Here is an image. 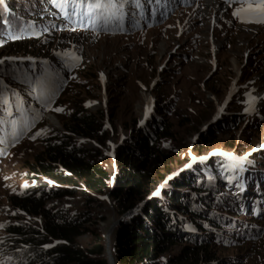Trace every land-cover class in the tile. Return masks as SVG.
Returning a JSON list of instances; mask_svg holds the SVG:
<instances>
[{
	"label": "rangeland",
	"instance_id": "1",
	"mask_svg": "<svg viewBox=\"0 0 264 264\" xmlns=\"http://www.w3.org/2000/svg\"><path fill=\"white\" fill-rule=\"evenodd\" d=\"M144 1L145 7L126 2V19L122 11L110 10L119 20L101 21L95 28L88 17L74 16L79 24L84 21L81 28L65 25L60 10H47L46 1L33 0L38 20L32 30L27 27L29 39L0 47V58H32L17 60L23 64L15 69L16 85L7 89L14 98L8 102L11 116L0 103V224L42 226L41 218L13 209L9 198L27 188L55 186L46 178L34 179L30 165L45 140L64 134L63 125L83 108L98 117L103 131L100 140H74L110 174L117 171L119 148L155 134L161 159L150 166L156 181L149 185L150 198L161 197L187 175L202 186L212 181L217 188L212 194L227 197L230 211L222 214L229 220H222L221 232L211 231L221 239L205 243L207 260L198 255L197 264H264V148H258L264 145V25L234 19L237 5L229 7L224 0H166L165 6V0ZM69 51L79 63L69 66L62 58ZM42 91L54 95L48 110ZM250 96L257 98L254 110L245 111ZM57 107L62 111L51 110ZM180 190L188 196L193 192L185 184ZM91 197L78 191L47 205L87 221L77 246L89 249L100 235L112 254L117 227L112 225L121 217L107 194ZM143 207L136 205L127 217ZM190 229L187 223L184 230ZM3 236L2 227L0 243ZM189 246L197 250L179 243L163 258ZM0 260L12 264L1 250Z\"/></svg>",
	"mask_w": 264,
	"mask_h": 264
},
{
	"label": "trees",
	"instance_id": "2",
	"mask_svg": "<svg viewBox=\"0 0 264 264\" xmlns=\"http://www.w3.org/2000/svg\"><path fill=\"white\" fill-rule=\"evenodd\" d=\"M44 1L43 5L49 7L47 10L58 9ZM34 2L5 0L0 5V47L19 37L28 38L30 32L27 27L32 30L34 27L31 24H37ZM61 18L67 26L69 23L86 27L84 21L79 24L80 20H75L74 16L63 15ZM22 64L17 60L6 61L3 70H0V79L8 85V89L16 85L15 69ZM8 91L5 97L11 102L14 98ZM98 116L103 117L102 113ZM63 128L64 134L56 133L55 137L45 140L44 150L30 165L34 179L43 177L55 186L43 184L27 188L9 198L13 209L41 218L42 226L37 228L21 222L6 224L0 243L1 254L5 258L12 264H110L100 235L96 236L89 249L77 246V239L88 231L84 226L86 220L47 205L51 200L71 197L81 191L87 200L91 196L107 194L116 205L119 217L136 205L144 204L140 212L124 218L114 231L112 255L115 264H197L198 255L207 260L205 243L209 239H221L218 233L211 231L221 232L222 220H229L223 217L222 211H230L225 195L212 194L216 187L211 180L207 186H202L193 176L187 175L184 180H175L161 197L150 198L149 185L156 182L150 166H156L161 159L155 134L146 133L134 146L119 148L117 171L110 174L89 156L91 151L74 140L75 137L100 140L99 131L103 130L96 115L80 108ZM196 169L202 171L201 167ZM182 184L193 191L192 195L188 196L186 191L180 190ZM223 188L226 189L225 186ZM212 195L214 197H210ZM213 205L219 209L215 211ZM187 223H191L192 230H184ZM179 243L197 245V250H191L189 246L179 255L163 258ZM189 248L191 252H188Z\"/></svg>",
	"mask_w": 264,
	"mask_h": 264
},
{
	"label": "snow or ice",
	"instance_id": "3",
	"mask_svg": "<svg viewBox=\"0 0 264 264\" xmlns=\"http://www.w3.org/2000/svg\"><path fill=\"white\" fill-rule=\"evenodd\" d=\"M5 0H0V5H3ZM52 5L60 10V12L71 18L72 16H80L81 19L84 17H88L90 19L91 25L93 28L97 26L101 21L106 25L109 20H119V17L116 16L115 12H112L109 15L110 10H122L124 4L128 2V0H50ZM136 3H139V0H136ZM224 3L228 4L229 7L233 5H237L232 10V17L234 19L239 20L244 24H260L264 25V0H224ZM83 9L82 11H78V9ZM62 55V58H65L67 61H70L72 64H77L80 61V57L75 54V52H65ZM28 59L32 60V58H17V57H4L0 58V70H3V66L6 61L14 62L16 60ZM101 80L103 81V74L101 73ZM8 85L0 79V103L4 104L5 107L3 109L7 115L11 116L12 113L8 107V100L5 97L4 93L7 91ZM41 98L45 101L46 110L49 109L50 105L53 102L54 95L49 96L45 92H41ZM257 98L249 97V107L245 109V111L254 110V103ZM56 112L62 111L61 108L57 107L55 109H51ZM150 112V108L146 106L145 108V118L148 117ZM2 122V121H0ZM143 123V121H141ZM37 133L36 135H39ZM35 139V136L31 137ZM258 148H264V145L258 146ZM255 151V149H254ZM232 158V157H230ZM243 159L240 158L238 162H243ZM13 215L15 213H12ZM5 227L4 224H0V228ZM48 247V246H46ZM0 264H5L4 260H0Z\"/></svg>",
	"mask_w": 264,
	"mask_h": 264
},
{
	"label": "water",
	"instance_id": "4",
	"mask_svg": "<svg viewBox=\"0 0 264 264\" xmlns=\"http://www.w3.org/2000/svg\"><path fill=\"white\" fill-rule=\"evenodd\" d=\"M128 215H130V213H127L126 215H123L116 223H113V225H112V229H114L116 226H118L119 224H120V222L125 218V217H127ZM107 258H108V262L110 263V264H115L114 263V258H113V256H112V254H111V252L109 251V250H107Z\"/></svg>",
	"mask_w": 264,
	"mask_h": 264
},
{
	"label": "bare ground",
	"instance_id": "5",
	"mask_svg": "<svg viewBox=\"0 0 264 264\" xmlns=\"http://www.w3.org/2000/svg\"><path fill=\"white\" fill-rule=\"evenodd\" d=\"M212 4H213V3H212ZM219 8H220V10H222L221 7H219ZM217 9H218V8H217ZM220 10H219L218 12H221ZM215 46H216V45H215ZM213 47H214V46H213ZM160 48H162V46H160ZM215 49H216V48H214V51H215ZM110 234H111V233H110ZM108 246H109V245H108ZM109 251H110V250H109Z\"/></svg>",
	"mask_w": 264,
	"mask_h": 264
}]
</instances>
